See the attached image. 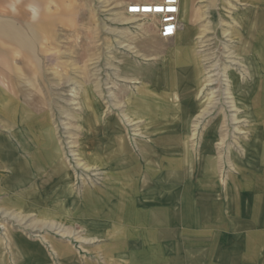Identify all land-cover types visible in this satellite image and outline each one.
<instances>
[{"label":"rangeland","instance_id":"obj_1","mask_svg":"<svg viewBox=\"0 0 264 264\" xmlns=\"http://www.w3.org/2000/svg\"><path fill=\"white\" fill-rule=\"evenodd\" d=\"M135 1L48 0L35 80H0V264H264V0H180L170 39Z\"/></svg>","mask_w":264,"mask_h":264},{"label":"crops","instance_id":"obj_2","mask_svg":"<svg viewBox=\"0 0 264 264\" xmlns=\"http://www.w3.org/2000/svg\"><path fill=\"white\" fill-rule=\"evenodd\" d=\"M140 1H143V0H137L135 2H140ZM253 2H254V4H257V0H253ZM0 3L3 4L4 0H0ZM47 4H48V0H22L20 3L17 2L18 7H16V10L18 13L19 21L24 22L26 24H23V25L17 27L18 31L16 33H19L18 35L13 34L12 31H10L8 28L4 29V26H3V30L0 34V80L2 83L5 80V82L8 81L9 83L15 84L16 83L15 79L18 76L16 70H22L23 72L27 73L28 78H32L33 80H35L36 42L39 44V42L40 41L42 42V40L44 38L41 34H39L37 37H36V35L38 32L37 31L38 29L45 30V22L48 21V17L45 14ZM25 14H27L26 19H25V16H26ZM55 20L56 21H62V20L69 21V20H73V19H71V17H64L63 14H61ZM4 43L6 45H4ZM181 55H183V54H181ZM181 55L179 57V60H183ZM179 60H178V62H179ZM200 66H202V67H200ZM200 66H199V69L203 70V65H200ZM193 69H195V68H193ZM1 74H2V76H1ZM3 78H4V80H3ZM32 82H35V81H32ZM179 90L180 89H178V91ZM194 91H195V89L192 88L190 91H184L183 94L191 92L189 94V98H190L191 96L192 97L195 96ZM253 92H254V89L252 90L251 98H252L253 102H256L257 98L253 95ZM27 93L30 94V91L28 90ZM32 93L34 94V92H32ZM192 102H194V101L192 100ZM10 122L12 123L10 125L14 124L13 119H11ZM10 128L12 129V126H10ZM11 133H12V131H11ZM48 135H50V134L48 133ZM149 151L150 150L146 151V154H144V156H143L145 159L147 158L148 160L151 159V155H152V153H150ZM257 152H259L260 155H262V162L264 163V141L261 142L260 145H259V143H257ZM145 176H146V181H149V182L152 181L153 178L155 177V176L153 177V174H151V175L145 174ZM247 180L248 179H245L244 176L239 177V179L237 180L239 182V185L236 188V192H240V191H238V190H240L238 187L241 186L242 184L247 185V184H244ZM138 181L139 180H135L136 183H138ZM135 187H136V191H137V188L141 187V183L139 182V184L135 185ZM143 191H145V190H143ZM156 192H154V195H152L153 201L151 198V199H148L146 201V203L142 202V200H141L140 203H138L136 205H128V207H130V206L133 207L131 212L138 211V210H136L138 206H140V211L142 209H145V208L146 209L147 208L158 209V208H161L160 206H164L163 204L160 203V201L155 200L157 197L155 195ZM143 194H145V193H143ZM77 196L78 195H76L74 197V200L76 203H78L77 199H76ZM85 197L86 196L84 194H82L80 197V200L85 198ZM184 197H187V199H190V196L186 195V196H183V198ZM135 198H137V197H135ZM237 199H238V201L236 202V205H233V206L230 202L223 203V208H225V210L227 211V214H225V218L228 222L227 223L228 225L230 223V220L235 218L234 211H236V210L238 211V207H240L239 203H245L248 207H250L251 203H254V201H251L250 198L244 197V196H241ZM135 200H137V199H135ZM91 202H92L93 206H92V208L90 207V209L92 210V217L95 218V200H91V201L86 200V204H89ZM165 203H166L165 205L167 207L171 206L170 201H167ZM189 203L190 202H187V205L186 204L182 205L181 210L192 209L193 205L192 204L189 205ZM259 204L262 206L264 204V202L260 200ZM259 204L257 201V208H258ZM233 207H235V210H233L234 209ZM254 208L255 207L252 204L251 209H254ZM79 210H80V208H78L77 211H79ZM168 218H169L168 224H169V226H171V219H170V217H168ZM159 219L160 218L156 219L157 222ZM194 220H195L194 218L190 219L189 214L187 215V213L184 212L182 214V218L179 219V224L183 228H186V225H187L188 229H190V226H192V225H193L192 227L194 228V225H195ZM187 240H189L188 237H187ZM257 250H258V246H257ZM213 253H215V251H213ZM256 257H257V253H255V257H254L253 261L256 260L259 262L260 260L258 258L256 259Z\"/></svg>","mask_w":264,"mask_h":264},{"label":"built area","instance_id":"obj_3","mask_svg":"<svg viewBox=\"0 0 264 264\" xmlns=\"http://www.w3.org/2000/svg\"><path fill=\"white\" fill-rule=\"evenodd\" d=\"M126 13L142 18L156 17V29L160 38L170 39L178 33L180 0L132 2L126 7Z\"/></svg>","mask_w":264,"mask_h":264}]
</instances>
